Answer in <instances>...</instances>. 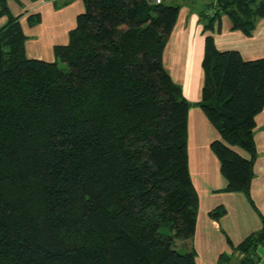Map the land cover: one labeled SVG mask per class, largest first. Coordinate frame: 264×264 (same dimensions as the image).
Returning <instances> with one entry per match:
<instances>
[{"label": "trees", "instance_id": "1", "mask_svg": "<svg viewBox=\"0 0 264 264\" xmlns=\"http://www.w3.org/2000/svg\"><path fill=\"white\" fill-rule=\"evenodd\" d=\"M82 1L68 41L44 60L27 56L18 17L0 0V264H196L189 103L162 65L179 6ZM222 15L250 35L264 0H214L199 11L203 31ZM201 64L198 104L220 136L210 148L224 190L250 198L264 56L218 50L207 34ZM229 245L236 264H257L264 218ZM229 262L222 254L217 264Z\"/></svg>", "mask_w": 264, "mask_h": 264}, {"label": "crops", "instance_id": "2", "mask_svg": "<svg viewBox=\"0 0 264 264\" xmlns=\"http://www.w3.org/2000/svg\"><path fill=\"white\" fill-rule=\"evenodd\" d=\"M5 5L11 15L18 17L26 37L27 56L44 60L54 59L53 46L68 41L69 30L74 27L77 14L84 10L82 0H5ZM30 15H38V21L30 24ZM7 20V14L0 15V28ZM210 32L218 50H236L243 59L264 56V17L256 20L250 35L232 29L226 15L214 21ZM204 35L199 11L190 5L180 6L162 51V65L181 87L189 103L187 164L198 195L191 241L196 254L195 262L217 264L219 256L225 254L230 257L229 264H236L239 256L231 252L229 243L236 246L249 234L257 232L261 227V218H264V107L254 117L256 157L250 181V198L239 191H225L226 179L210 148V143L220 136L198 104L204 81L201 67ZM239 152L246 154L242 150ZM219 205L225 208V213L219 219L210 217L209 211ZM257 253L260 258L257 264H264V249L258 248Z\"/></svg>", "mask_w": 264, "mask_h": 264}, {"label": "rangeland", "instance_id": "3", "mask_svg": "<svg viewBox=\"0 0 264 264\" xmlns=\"http://www.w3.org/2000/svg\"><path fill=\"white\" fill-rule=\"evenodd\" d=\"M213 1L214 0H164L165 4L178 5L179 8L180 6H183V5H190L193 8H195L197 11H200V9L205 7L207 4L212 3ZM204 32H205L204 37L208 34L207 32H209V34L212 35L208 27H206ZM201 67H202V64H201ZM201 91H202V88H201ZM175 249L179 251L180 253H184L187 251V243H183V241L177 240L175 244Z\"/></svg>", "mask_w": 264, "mask_h": 264}, {"label": "built area", "instance_id": "4", "mask_svg": "<svg viewBox=\"0 0 264 264\" xmlns=\"http://www.w3.org/2000/svg\"><path fill=\"white\" fill-rule=\"evenodd\" d=\"M149 3H152V4H158L160 3L161 1L160 0H147Z\"/></svg>", "mask_w": 264, "mask_h": 264}]
</instances>
